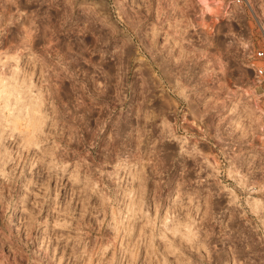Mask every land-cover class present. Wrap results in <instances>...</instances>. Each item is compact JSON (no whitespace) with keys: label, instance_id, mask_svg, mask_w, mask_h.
<instances>
[{"label":"rangeland","instance_id":"obj_1","mask_svg":"<svg viewBox=\"0 0 264 264\" xmlns=\"http://www.w3.org/2000/svg\"><path fill=\"white\" fill-rule=\"evenodd\" d=\"M208 1L0 0V264H264V0Z\"/></svg>","mask_w":264,"mask_h":264},{"label":"built area","instance_id":"obj_2","mask_svg":"<svg viewBox=\"0 0 264 264\" xmlns=\"http://www.w3.org/2000/svg\"><path fill=\"white\" fill-rule=\"evenodd\" d=\"M206 1L209 3L208 0ZM218 2H220L219 11L221 15L223 14L227 17H231L235 10H246L253 19H256V16L254 14L256 8L255 0H220ZM259 3L262 2L259 1ZM260 31L264 35V30L262 27H260ZM258 62H264V46H260L255 51H253L251 60V66L255 73L256 80L259 85L264 88V67L258 66Z\"/></svg>","mask_w":264,"mask_h":264},{"label":"bare ground","instance_id":"obj_3","mask_svg":"<svg viewBox=\"0 0 264 264\" xmlns=\"http://www.w3.org/2000/svg\"><path fill=\"white\" fill-rule=\"evenodd\" d=\"M204 1H206V0H204ZM202 2V1H201ZM207 3V4H206ZM201 5H202V3H200ZM202 7V6H201ZM210 6L208 5V2L206 1V2H203V11H210ZM205 11V12H206ZM0 93H5V94H9V92H8V90H6L5 88H2V90H0ZM33 112H35V108H33V109H31ZM263 138H264V135H263ZM260 207H261V205H260V203H258V202H256L255 203V205H254V207H253V210H256V212L257 213H259L258 212V210L260 209Z\"/></svg>","mask_w":264,"mask_h":264}]
</instances>
